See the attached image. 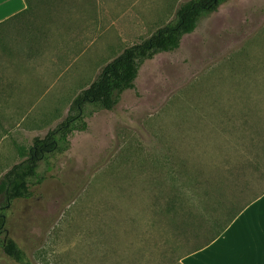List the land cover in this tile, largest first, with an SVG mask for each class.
Returning <instances> with one entry per match:
<instances>
[{"label":"rangeland","instance_id":"obj_1","mask_svg":"<svg viewBox=\"0 0 264 264\" xmlns=\"http://www.w3.org/2000/svg\"><path fill=\"white\" fill-rule=\"evenodd\" d=\"M48 1L34 7L31 19L0 26V51L20 44L28 55H42L36 73L48 90L35 101L0 102V177L25 158L21 147L29 149L67 117L74 98L106 64L169 23L187 0ZM20 29L31 33V42L21 39ZM87 121L70 150L49 156L50 170L41 162L46 178L32 187L33 195L14 200L6 212L8 233L27 258L35 264H169L174 243L182 253L200 245L205 232L195 238L180 211L168 215L167 197L187 188L193 198L204 179L216 185L227 176L228 156L238 155L252 135L263 147L253 163L264 167V0L222 4L177 50L147 60L136 88L114 109ZM250 161H242L241 174L234 172L241 167L228 174L227 196L259 184ZM195 208L206 215L202 204ZM0 264L22 263L0 245Z\"/></svg>","mask_w":264,"mask_h":264},{"label":"trees","instance_id":"obj_2","mask_svg":"<svg viewBox=\"0 0 264 264\" xmlns=\"http://www.w3.org/2000/svg\"><path fill=\"white\" fill-rule=\"evenodd\" d=\"M42 1L26 0L27 7L0 22V26L10 27L5 24L13 23L15 20H23L25 16L31 19L32 16L30 15H34L33 12L37 6L50 4L48 0ZM227 1L229 0H187L181 3L177 8L175 17L169 23L158 28L151 36L141 42L126 47L121 54L106 64L91 85L74 98L69 113L62 122L50 129L46 136H36L29 149L21 147L22 155L25 158L15 163L0 177V245L10 258L22 264H35L27 258L25 251L18 242L9 235L6 212L14 200L30 198L33 195L32 187L45 180V173L40 171L41 162L45 161L48 166L47 169L50 170L49 156L70 150L71 139L75 131L88 129L87 117L99 110L114 109L127 89L136 88V80L147 60L155 58L162 52L177 50L185 35L195 31L203 18L216 12ZM22 29L18 31L23 34L21 39L27 44V41H32L30 32L35 28L29 29L30 32L27 33H25L26 30L21 31ZM246 144V147L241 148L242 151L238 154L241 157L238 155L228 156L227 164H225L228 169L226 173L227 176L230 175L237 167L241 168L234 172L245 171V168L240 164L242 165L243 160H251L250 166H254L255 171H259V184L256 186L246 184L237 190L240 193H234L237 194L235 197H229L224 188L227 186V176L217 180L216 185L213 184L214 182L211 183L212 181L204 179L199 185L201 188L199 192L201 193H198V196L193 188L192 192H195L194 195L196 196L191 198L186 188L183 192L180 191L178 194L175 193L167 197L165 208L168 215L176 217L179 214L177 211H180V217L186 224H183V227L190 230L189 234L195 238H200L201 233L205 232L202 236L203 242L200 245L183 253L180 251L181 246L174 243L168 253L169 264H184L183 258L185 256L211 244L250 203L264 194V167L260 163H253L257 158H260L259 151L263 148L262 142L252 135ZM236 161L239 162L236 164ZM216 192L218 194L217 199L219 198L217 207L212 205V202H215ZM243 198L245 199L242 201ZM195 200H199V203L196 204ZM198 204L206 207V215L197 214L195 206ZM209 209L211 211L208 215ZM200 218L201 220H199Z\"/></svg>","mask_w":264,"mask_h":264},{"label":"crops","instance_id":"obj_3","mask_svg":"<svg viewBox=\"0 0 264 264\" xmlns=\"http://www.w3.org/2000/svg\"><path fill=\"white\" fill-rule=\"evenodd\" d=\"M26 7V0H0V22ZM35 51L30 50L28 55V48L20 44H7L0 51V102L35 101L48 91L44 90L47 84L42 86V74L36 73L40 67L36 60L42 55ZM183 263L264 264V194L250 203L211 244L185 256Z\"/></svg>","mask_w":264,"mask_h":264}]
</instances>
